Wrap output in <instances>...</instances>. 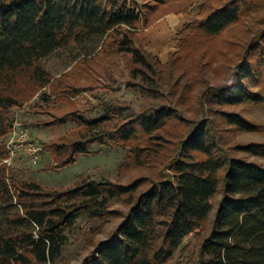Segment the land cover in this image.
I'll use <instances>...</instances> for the list:
<instances>
[{
    "label": "trees",
    "instance_id": "16d2710c",
    "mask_svg": "<svg viewBox=\"0 0 264 264\" xmlns=\"http://www.w3.org/2000/svg\"><path fill=\"white\" fill-rule=\"evenodd\" d=\"M151 1L141 8L130 0H0V162L9 155L4 138L14 130V109L53 82L42 60L77 45L84 71L98 53L122 54L130 70L122 86L147 99L136 105L104 98L99 105L105 114L82 119L45 146L68 164L97 140L129 145L137 165H151L160 175L146 188L144 178H105L49 190L1 163L0 264L56 260L79 216H103L118 196L127 198L129 211L82 264H168L210 216L219 193L199 264H264V163L249 158L264 157V141L233 142L228 132L264 130L263 123L230 108L264 106V26L211 50L218 36L263 8L264 0H205L203 15L185 23L182 47L167 62L139 31L184 11L188 1ZM59 121L66 116L52 123Z\"/></svg>",
    "mask_w": 264,
    "mask_h": 264
},
{
    "label": "rangeland",
    "instance_id": "374dc122",
    "mask_svg": "<svg viewBox=\"0 0 264 264\" xmlns=\"http://www.w3.org/2000/svg\"><path fill=\"white\" fill-rule=\"evenodd\" d=\"M130 1H136L141 8L154 3L151 0ZM180 1L182 0H173L179 3ZM186 1L188 4L181 12L185 20L183 24L180 23L181 29L171 33L172 44L156 42L148 44L140 35L148 48L158 54L164 62L172 57L174 51L182 47L180 42L185 36L183 32L185 23L203 15L200 9L201 3L205 0ZM170 6L179 7L178 4ZM261 26H264V7L251 17L246 16L226 29L216 38L211 50L230 44L242 33L244 36L246 34L250 36L252 28L256 30ZM233 50L235 52L237 47L234 46ZM80 55L81 47L71 45L58 49L42 60L44 66L54 76L53 82L35 95L29 96L21 106L14 109L16 134L11 132L4 138L7 145L11 144L13 151L11 150L0 164L6 162L11 173L17 178L41 182L49 190H61L84 180L105 178L121 183H131L144 178L142 181L146 180V183H142V188H146V185H149L148 180L160 175L151 165H137L131 158L129 145L108 147L97 140L91 143L88 152L80 154L74 162L68 164L57 162L52 151L45 146L46 143L58 139L76 127L82 119H94L105 114L103 107L99 105L104 98L136 105L147 99V95L138 89L122 86L121 81L130 74L122 54L112 56L98 53L86 63L85 71L82 70L83 65L77 63ZM78 85L83 89L71 91L72 87ZM230 108L240 110L249 118L264 124V106L260 104L246 103ZM59 116H66V121L52 123ZM228 132L233 142L264 141V130L240 131L231 128ZM30 144L39 148L38 157L29 150ZM249 158L264 163V157L250 155ZM221 197L222 193L215 196V207L210 216L200 228L193 230L184 238L168 264H199L202 242L213 228ZM108 205V211L101 217H93L88 213L80 215L75 224L67 229L68 238L60 255L47 264H82L99 241L108 239L124 219L130 204L125 196H118L110 199Z\"/></svg>",
    "mask_w": 264,
    "mask_h": 264
},
{
    "label": "crops",
    "instance_id": "0c3cea01",
    "mask_svg": "<svg viewBox=\"0 0 264 264\" xmlns=\"http://www.w3.org/2000/svg\"><path fill=\"white\" fill-rule=\"evenodd\" d=\"M184 20L183 13L171 12L159 18L151 26L140 29L139 35L148 44H172L170 42L171 33L175 30L178 31L179 28L181 29L180 23L183 24Z\"/></svg>",
    "mask_w": 264,
    "mask_h": 264
},
{
    "label": "built area",
    "instance_id": "2783aa9c",
    "mask_svg": "<svg viewBox=\"0 0 264 264\" xmlns=\"http://www.w3.org/2000/svg\"><path fill=\"white\" fill-rule=\"evenodd\" d=\"M15 127L14 126V130L12 132H15L16 134V131H15ZM25 134V133H24ZM31 146H29V150L34 153L36 155V157H38V151H39V148L37 146H35L34 144H30ZM8 147H9V152H11V150L13 151V148L11 146V144H8Z\"/></svg>",
    "mask_w": 264,
    "mask_h": 264
}]
</instances>
